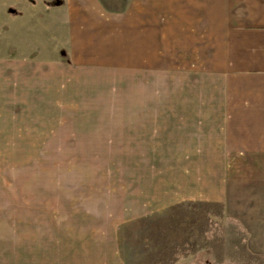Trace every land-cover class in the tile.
I'll use <instances>...</instances> for the list:
<instances>
[{
    "label": "rangeland",
    "instance_id": "374dc122",
    "mask_svg": "<svg viewBox=\"0 0 264 264\" xmlns=\"http://www.w3.org/2000/svg\"><path fill=\"white\" fill-rule=\"evenodd\" d=\"M123 1L4 32L0 264H264V153L228 150L202 58L139 55Z\"/></svg>",
    "mask_w": 264,
    "mask_h": 264
},
{
    "label": "crops",
    "instance_id": "0c3cea01",
    "mask_svg": "<svg viewBox=\"0 0 264 264\" xmlns=\"http://www.w3.org/2000/svg\"><path fill=\"white\" fill-rule=\"evenodd\" d=\"M26 2L0 0L1 78L4 32L18 35L10 23H18L17 9L29 11ZM123 7L117 15L122 33L131 35L126 39L135 41L139 55L202 58L201 71L218 89L219 119L228 123V150L264 153V0H124ZM150 34L155 42L145 46L140 41ZM181 42L186 48L175 54Z\"/></svg>",
    "mask_w": 264,
    "mask_h": 264
},
{
    "label": "trees",
    "instance_id": "16d2710c",
    "mask_svg": "<svg viewBox=\"0 0 264 264\" xmlns=\"http://www.w3.org/2000/svg\"><path fill=\"white\" fill-rule=\"evenodd\" d=\"M30 2H33V0H29Z\"/></svg>",
    "mask_w": 264,
    "mask_h": 264
}]
</instances>
